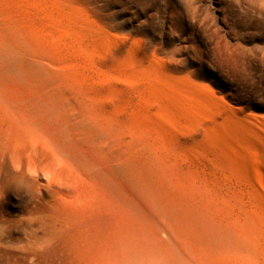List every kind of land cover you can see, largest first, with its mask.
I'll list each match as a JSON object with an SVG mask.
<instances>
[{
  "label": "rangeland",
  "instance_id": "1",
  "mask_svg": "<svg viewBox=\"0 0 264 264\" xmlns=\"http://www.w3.org/2000/svg\"><path fill=\"white\" fill-rule=\"evenodd\" d=\"M251 117L264 0H0V264H264Z\"/></svg>",
  "mask_w": 264,
  "mask_h": 264
},
{
  "label": "bare ground",
  "instance_id": "2",
  "mask_svg": "<svg viewBox=\"0 0 264 264\" xmlns=\"http://www.w3.org/2000/svg\"><path fill=\"white\" fill-rule=\"evenodd\" d=\"M69 2V1H68ZM73 3V2H72ZM72 6V8H73V5H71ZM76 5H74V7H75ZM76 8V7H75ZM76 10V9H75ZM199 91V90H198ZM203 93V92H202ZM200 96H205V94L206 95H208L207 93H204V94H201L200 92L198 93ZM198 95V96H199ZM210 95V94H209ZM208 95V96H209ZM210 97V96H209ZM205 98V97H204ZM212 99V98H211ZM209 100V99H208ZM209 106V108H211V109H213V108H216V105L214 104V102L212 101V102H210V104L208 105ZM209 112H212V111H209ZM234 121H236V120H234L233 118H229L228 119V122H234ZM245 123H246V128H247V132L246 131H244L243 133L244 134H247V135H252V136H254V137H256L257 139H259L260 141H262V142H264V123L263 122H261V121H259V120H257V119H255L254 117H251V118H249V120H246L245 121ZM250 130H252V131H250ZM258 134H261V135H258ZM241 138H243V135H241L240 136ZM246 138H244V139H242V140H245ZM248 139H246V141H247ZM249 141V140H248ZM260 148H261V146H260ZM262 149V151H263V147L261 148ZM262 151L260 152V153H262ZM257 153V152H256ZM255 155H257V154H255ZM184 158L186 159V160H188V158H187V156H184ZM254 159V161H256L255 160V157H253ZM251 160V159H250ZM252 160V161H253ZM258 160V159H257ZM260 161V160H259ZM259 163V162H258ZM253 164L255 165V163L253 162ZM257 164V163H256ZM261 171V170H260ZM263 172H264V169L262 170ZM263 175V174H262ZM249 218H251V219H255L256 217L251 213L250 214V217ZM253 221H256V219L255 220H251V222H253ZM138 261V260H137ZM146 263H147V261H146ZM109 264V263H108ZM111 264H113V263H111ZM134 264V263H133Z\"/></svg>",
  "mask_w": 264,
  "mask_h": 264
}]
</instances>
